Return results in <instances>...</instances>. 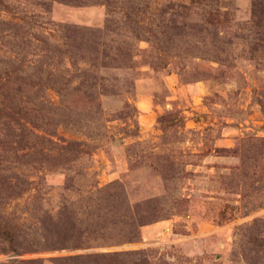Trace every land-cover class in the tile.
Returning <instances> with one entry per match:
<instances>
[{
	"label": "rangeland",
	"instance_id": "374dc122",
	"mask_svg": "<svg viewBox=\"0 0 264 264\" xmlns=\"http://www.w3.org/2000/svg\"><path fill=\"white\" fill-rule=\"evenodd\" d=\"M64 203L102 238L0 264H264V0H0V216Z\"/></svg>",
	"mask_w": 264,
	"mask_h": 264
},
{
	"label": "trees",
	"instance_id": "16d2710c",
	"mask_svg": "<svg viewBox=\"0 0 264 264\" xmlns=\"http://www.w3.org/2000/svg\"><path fill=\"white\" fill-rule=\"evenodd\" d=\"M61 82L59 86L62 84H70L71 79L67 80V82ZM93 85L95 84L93 83ZM103 202H105V199ZM93 204L94 203H90V206L92 207ZM73 205V203H64L60 211L54 214L48 212L44 213V217L40 219L42 230L44 229L42 235L45 240L50 241L45 247H38V243L34 240H25L24 242L23 238H25V235L21 233L20 229L14 227L10 222L5 221L0 216V254L30 253L38 251L39 248L52 250L62 248L86 249L91 247V240L95 241L97 238H102L103 234L99 233V231L105 228V221L102 223L99 217H95L97 219L94 220L90 215L91 213H89L91 207L84 208V217H77ZM103 208V203H101V209L103 210ZM131 232L133 234L132 236H135L137 233V226L134 224H131ZM117 255V252H88L76 254L69 258L75 260L90 259L95 262L94 264H97L100 261H108L110 259L116 260ZM35 262L36 260L32 259L23 261V263L31 264Z\"/></svg>",
	"mask_w": 264,
	"mask_h": 264
}]
</instances>
